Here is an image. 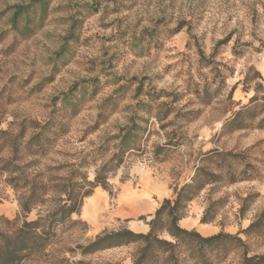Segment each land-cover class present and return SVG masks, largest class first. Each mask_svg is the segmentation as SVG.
<instances>
[{
	"label": "rangeland",
	"instance_id": "rangeland-1",
	"mask_svg": "<svg viewBox=\"0 0 264 264\" xmlns=\"http://www.w3.org/2000/svg\"><path fill=\"white\" fill-rule=\"evenodd\" d=\"M31 1L0 0V14L6 13L0 16V131L6 133L0 157H11L10 139L21 126L26 142L32 123L52 119L65 136L44 158L23 156L25 175L53 182L105 145L106 156L87 159L80 170L91 181L132 119L139 129L138 150L107 177L109 189L98 187L84 198L72 217L78 224L58 229L47 257L22 264H131L135 245L85 256L76 247L102 232L134 233L136 224L148 225L163 200L171 201L203 166L204 153H239L264 142L263 129H223L256 90L264 95V0H48L41 24L33 18V31L20 35L7 11ZM91 81L98 82L93 97ZM121 85L126 88L115 95ZM158 147L165 151L156 158ZM248 154L262 178L206 186L188 203L180 228L207 238L235 235L255 220L264 209V145ZM6 179L0 175V218L13 221L20 217V193ZM44 211L35 207L27 220ZM204 217L212 220L201 224ZM248 246L264 254L260 240L248 239ZM238 259L232 255L225 264Z\"/></svg>",
	"mask_w": 264,
	"mask_h": 264
},
{
	"label": "trees",
	"instance_id": "trees-1",
	"mask_svg": "<svg viewBox=\"0 0 264 264\" xmlns=\"http://www.w3.org/2000/svg\"><path fill=\"white\" fill-rule=\"evenodd\" d=\"M47 6L48 0H33L27 5L13 6L7 11L11 13L8 24L20 35H27L33 31V18L38 20L36 27L44 20ZM5 14L1 13L0 16ZM73 36L71 30L70 36L66 39ZM65 48L62 46V51L58 55L63 53ZM254 73L256 77L262 78L258 72ZM97 84L96 81L89 83L90 97L96 94ZM81 85L85 90L88 83ZM125 88V85L119 86L115 95ZM83 93L84 91L82 95ZM259 93L256 90L249 103L241 106L233 118L224 124L223 129L229 132L256 128L264 130V95L260 96ZM64 99L68 100V95L65 94ZM108 99L113 102L116 100L115 97ZM70 115L76 116L77 111L72 110ZM53 121L50 119L42 125L32 123L30 127L32 133L26 142L25 128L21 126L20 132L10 139L11 157L8 159L0 157V175H7L5 181L7 186L20 193L18 200L20 217L13 221L0 218V264H22L34 258L47 257V250L57 240L58 229H69L78 224L72 217L80 212L84 198L90 196L98 187L108 190L107 177L118 170L127 153L138 150L136 130L139 126L132 119L131 126L125 128L124 133L118 134L115 138L118 139L115 151L108 159L102 161L94 171V178L91 181L87 179L86 173H81L80 170L87 165V159L92 163L102 160L108 151L105 145L86 155L76 168L72 166L65 177L49 183L37 182L36 179H30L25 175L19 161L26 155L40 159L46 157L52 144L65 136L66 129L61 125L55 127ZM0 134L6 133L0 131ZM260 144L264 145V142L239 153L216 150L204 153L201 159L203 166L197 168L187 185L174 192L171 201L163 200L154 212L153 219L148 223L147 233L136 234L127 229L102 232L85 247L76 248L85 256L102 250L135 245L137 249L131 264H225L232 255L238 256L237 264H264V254H256L250 251L248 246V239L260 240L264 244V209L246 229L235 235L218 233L204 238L195 231H186L178 225L188 203L206 186L222 182L236 184L241 181L260 180L262 174L258 166L252 164L254 160L252 161L248 154ZM164 151L162 147H158L155 157H159ZM38 206L47 207V211L28 221V214ZM211 220L212 218L204 217L201 224ZM162 233L168 235L171 241L162 239L159 236ZM241 234L246 240L240 237ZM73 250L68 249L69 252Z\"/></svg>",
	"mask_w": 264,
	"mask_h": 264
},
{
	"label": "crops",
	"instance_id": "crops-1",
	"mask_svg": "<svg viewBox=\"0 0 264 264\" xmlns=\"http://www.w3.org/2000/svg\"><path fill=\"white\" fill-rule=\"evenodd\" d=\"M159 205L157 204V206L156 207H158ZM156 207L154 208V210L156 209ZM153 210V211H154ZM130 214V212H128V215ZM134 233H142V234H145V233H147L148 232V230H149V226L148 225H144V224H142V225H138V224H136L135 226H134ZM202 230L204 231V232H206V230H207V225H202Z\"/></svg>",
	"mask_w": 264,
	"mask_h": 264
},
{
	"label": "bare ground",
	"instance_id": "bare-ground-1",
	"mask_svg": "<svg viewBox=\"0 0 264 264\" xmlns=\"http://www.w3.org/2000/svg\"><path fill=\"white\" fill-rule=\"evenodd\" d=\"M93 203V202H92Z\"/></svg>",
	"mask_w": 264,
	"mask_h": 264
}]
</instances>
